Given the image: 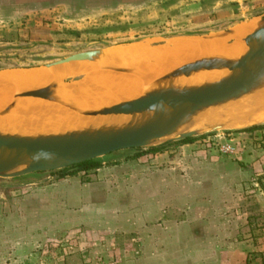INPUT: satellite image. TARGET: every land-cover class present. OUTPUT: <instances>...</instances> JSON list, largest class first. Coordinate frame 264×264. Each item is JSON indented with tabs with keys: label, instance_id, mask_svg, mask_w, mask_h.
Segmentation results:
<instances>
[{
	"label": "rangeland",
	"instance_id": "obj_1",
	"mask_svg": "<svg viewBox=\"0 0 264 264\" xmlns=\"http://www.w3.org/2000/svg\"><path fill=\"white\" fill-rule=\"evenodd\" d=\"M33 9L18 28L53 26L50 40H0V71L264 19V0H49ZM245 130L119 151L95 170L0 179V201L19 204L4 213L0 264H217V247L248 242L256 251L242 263L264 264V190L238 163L259 136Z\"/></svg>",
	"mask_w": 264,
	"mask_h": 264
},
{
	"label": "water",
	"instance_id": "obj_2",
	"mask_svg": "<svg viewBox=\"0 0 264 264\" xmlns=\"http://www.w3.org/2000/svg\"><path fill=\"white\" fill-rule=\"evenodd\" d=\"M259 28L246 36L243 43L247 52L237 60L221 57L200 58L184 64L154 82L144 96L98 110H85L82 115L92 119L128 118L130 123L121 128L100 127L73 131L60 135L21 136L0 133V179H16L31 174L50 173L96 161L110 154L136 149H148L163 141L186 139L218 131H236L264 125V122L243 128H231L240 117L222 115L209 121L203 115L221 112L232 104L250 102L264 95V19ZM235 28L202 36H179L164 39H229ZM111 48L75 53L45 66L56 68L75 62L104 60ZM104 70L133 74V69L104 66ZM224 71L227 76L217 82L197 87L174 88L169 85L178 78H189L202 72ZM58 86L25 91L19 99H40L62 103ZM70 108H73L70 106ZM250 110V109H249ZM247 116L264 113V107ZM16 111V110H15ZM14 112V106L0 114ZM194 127L190 129L191 127Z\"/></svg>",
	"mask_w": 264,
	"mask_h": 264
},
{
	"label": "bare ground",
	"instance_id": "obj_3",
	"mask_svg": "<svg viewBox=\"0 0 264 264\" xmlns=\"http://www.w3.org/2000/svg\"><path fill=\"white\" fill-rule=\"evenodd\" d=\"M259 26V21L237 25L234 36L229 39L180 38L162 44L142 41L118 46L109 49L101 63L75 62L56 68L41 67L0 73V109L9 105L22 91L43 87L52 82L55 84L54 81L61 82L65 78H82L79 84L59 86L58 96L62 103L30 98L15 105L16 111L0 118V133L21 136L60 135L100 127H124L131 120L125 117L97 120L87 118L81 112L140 98L152 89L156 80L200 58L221 57L237 60L248 50L243 39ZM95 66L106 72L97 71ZM104 66L125 67L134 71L133 74H123L104 70ZM226 76L224 71L202 72L189 78L175 79L169 85L177 89L197 87L217 82ZM261 99H264L263 94L256 96L249 103L232 104L221 112L206 113L203 118L211 121L222 115L240 117L231 128H243L264 122V113L247 116L251 105L264 102Z\"/></svg>",
	"mask_w": 264,
	"mask_h": 264
},
{
	"label": "crops",
	"instance_id": "obj_4",
	"mask_svg": "<svg viewBox=\"0 0 264 264\" xmlns=\"http://www.w3.org/2000/svg\"><path fill=\"white\" fill-rule=\"evenodd\" d=\"M48 2L49 0H0V40H18V39H25L27 37H29L30 39L41 37L40 38L41 40H50L51 35L54 32L53 26L47 25L46 28H38V29L30 28L28 31H23L22 29L18 28L20 24L19 23L20 19H22L27 15L31 16L35 12V9L33 8L38 4L48 3ZM26 10H28V12H26ZM76 65H90V64H76ZM95 67L97 71L106 72L103 70H99L97 66ZM33 69H37V68L10 69V70L0 71V73L16 71V70L25 71V70H33ZM81 79H82L81 77L77 76L73 78H65L61 80V82L58 81H54V82L58 86L57 88L59 89V86L61 84L75 85V84H79L80 81H82ZM50 84H53V82ZM43 87L39 86L30 90H35ZM18 95L12 102L9 103V105H6L5 107L0 109V114L13 105H14V111L17 110L16 106L22 101L26 100V99H19ZM261 101H264V99H261ZM259 103L260 102H258L255 105H251L249 113H253L252 111L256 110L257 107H264V102L260 104ZM253 135L259 136V138H255V140L259 142L253 144V146L250 145L246 147V150L239 159V161L241 162L238 163H242V162L244 163L243 165L241 164V166L245 168V171H248L249 177L257 178L261 188L264 190V138H262V136L264 135V130L263 131L257 130L254 132ZM232 166L234 165L232 164ZM18 205L19 204L17 202L13 203L7 200L0 201V236H2V234L5 232L3 228L6 227L7 224V223L3 224V221L5 220L4 213H8L10 207L17 208ZM217 249H219V252L217 253L216 256L217 264H243L242 258L244 257V259H246L249 253L256 251L249 242L244 243L242 245H235V244L229 245V243L227 245L226 243V245H222L219 248L217 247Z\"/></svg>",
	"mask_w": 264,
	"mask_h": 264
},
{
	"label": "trees",
	"instance_id": "obj_5",
	"mask_svg": "<svg viewBox=\"0 0 264 264\" xmlns=\"http://www.w3.org/2000/svg\"><path fill=\"white\" fill-rule=\"evenodd\" d=\"M174 37L175 36L170 37V38H174ZM259 129L260 128H258V127H252V128H249V129L245 130V132H247V131H255V130H259ZM188 141L189 140L186 139V140H184V141H182L180 143L184 144V143H187ZM151 151H152V153H156V152H159L160 149H153ZM99 167H100V165L96 161H90V162H86L84 164H81V165H79V166H77L75 168L81 169V171H89V170L98 169Z\"/></svg>",
	"mask_w": 264,
	"mask_h": 264
}]
</instances>
